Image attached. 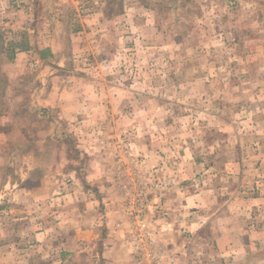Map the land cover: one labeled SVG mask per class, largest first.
I'll use <instances>...</instances> for the list:
<instances>
[{
	"label": "rangeland",
	"instance_id": "374dc122",
	"mask_svg": "<svg viewBox=\"0 0 264 264\" xmlns=\"http://www.w3.org/2000/svg\"><path fill=\"white\" fill-rule=\"evenodd\" d=\"M260 7L0 0V120L10 123L0 124V264H113L104 239L122 226L130 264H177L163 235L173 189L204 199L193 213L206 218L225 189L264 198V94L244 90ZM256 77L251 90L264 88V72ZM14 187L26 192L11 196ZM20 210L25 238L9 232ZM209 254L192 252L201 260L191 264Z\"/></svg>",
	"mask_w": 264,
	"mask_h": 264
},
{
	"label": "crops",
	"instance_id": "0c3cea01",
	"mask_svg": "<svg viewBox=\"0 0 264 264\" xmlns=\"http://www.w3.org/2000/svg\"><path fill=\"white\" fill-rule=\"evenodd\" d=\"M28 8L31 7L26 6V10ZM16 12L17 11L14 10H8V14L10 15H14ZM18 12L19 15L25 17L27 15L26 13H29L30 10H18ZM53 14L54 13L51 15ZM95 14L96 18L88 24L91 31L97 29L96 23L100 22V17L102 16L99 11ZM255 15L258 16L261 21L258 24L260 30L256 29L255 33L247 30L246 34L248 38H251L250 40H252V42H255L252 50L256 49L258 53L255 56H250L249 54V56L246 57L247 61H245V64L248 65V71L244 73L247 84L244 87L245 97H252L254 93L257 97L264 94V88L260 86L254 90H251L250 88L251 81L256 80L257 74L264 72V26L262 24L264 21V10L261 7L258 8ZM90 35L93 37L92 34ZM83 37L87 40L90 39L89 34L86 32ZM95 40L96 39H92V42ZM261 79L258 78V82ZM63 93L64 90L60 94L61 97H63ZM236 93L239 94L238 88L234 91V96ZM232 104L234 106L236 103ZM242 107L246 110L252 109V107L249 106ZM256 108H258V103ZM258 111H264V108ZM5 115H7V112ZM262 121L264 127V120ZM0 124H10L7 116H4V118L0 120ZM6 136H8V134L0 135V140L3 141V143L6 141ZM255 138L256 137L254 136V139ZM225 190L226 191L223 195H219L223 200L216 197V200L214 201V203H219V201L222 202V204L219 205V210L217 209L218 211L216 210V212L208 218L194 215L195 213H193V211L196 212L198 209L200 210L199 207H201V209L205 208L204 199H196V201H194L193 199L191 200V196H186L187 200L184 201V193L175 194L174 189L172 193L170 192L165 196L164 202L168 216L164 222V224H166V232H164L163 235L165 236L168 248L178 255L177 264H191V257H199L201 260L200 255L194 256L192 255V252L203 255H208V252H211V254H209L211 259L207 260V264H264L263 196L262 199L258 198V200L253 201L254 197H252V191L249 189H239L238 191ZM25 192L26 189L24 187H14V192L11 193V196H23ZM196 195L200 196L199 194ZM8 198L7 202L9 206H12L17 202V200L12 199L9 195ZM104 203L105 201L103 200V204ZM89 206H91L90 203ZM185 208L190 209L185 211ZM22 216L21 210L20 215H14V222H11L9 232L12 233L17 230L18 236H20V238H25L26 236H24L23 233H26L23 232V227H20V223H18L22 221ZM116 217H118V224L124 225L126 222L124 214L122 213V216L118 214ZM16 224H19V226H14ZM206 228L209 229L208 233L204 232ZM89 229L92 230L91 227ZM117 229L118 230L106 234L104 239L105 248L102 252V257L111 260L110 262L113 264H130L132 263V256L128 251L130 250L128 249L129 247H127L125 243V235L128 230H124L123 226ZM13 234L14 233H12V236ZM189 234L191 235V238H189ZM1 235L2 233L0 234V238H3ZM76 239L80 240L77 237ZM194 246L196 248H194ZM1 247L2 245L0 244V250L3 249ZM210 248L212 251H210ZM23 261L22 258H19L16 263L23 264Z\"/></svg>",
	"mask_w": 264,
	"mask_h": 264
}]
</instances>
